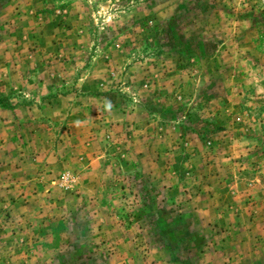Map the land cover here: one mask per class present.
<instances>
[{"label": "rangeland", "instance_id": "rangeland-1", "mask_svg": "<svg viewBox=\"0 0 264 264\" xmlns=\"http://www.w3.org/2000/svg\"><path fill=\"white\" fill-rule=\"evenodd\" d=\"M0 264H264V0H0Z\"/></svg>", "mask_w": 264, "mask_h": 264}]
</instances>
